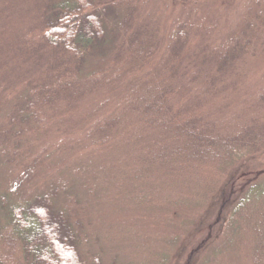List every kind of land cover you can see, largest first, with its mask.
I'll use <instances>...</instances> for the list:
<instances>
[{
  "label": "rangeland",
  "instance_id": "obj_1",
  "mask_svg": "<svg viewBox=\"0 0 264 264\" xmlns=\"http://www.w3.org/2000/svg\"><path fill=\"white\" fill-rule=\"evenodd\" d=\"M48 1L0 0V73L5 81L0 90L3 99H14L13 105L19 106L25 94L30 97L47 76L42 74L39 79L40 71L47 70L39 62L43 55L53 52L44 42L42 29ZM93 2L95 10L116 8V18H120L112 30L131 32L149 26L153 43L142 53H132L127 33L124 38L113 36L116 38L107 51L94 52L92 66L89 59L82 69L85 70L80 71L82 79L90 80V71L95 76H105L106 87L92 93L84 90L71 112L49 109L48 114H39L50 125L45 122L43 128L27 133L16 128L20 130L14 137L16 144L0 156V232L8 229L4 206L33 199L39 193H47L52 184L65 182L68 188L59 193L57 205L69 208L75 220L83 224L80 250L85 264H94L98 255L104 264H155L163 253H174L175 245L170 246L169 240L177 237V231L181 235L177 243L184 245L187 237L182 226L168 223L170 213L153 214L152 206H134L130 200L133 189L139 195V188L129 177L134 168L139 169L137 162L131 164L136 148L125 143L118 148L98 147L90 135L98 123L134 99V85L147 83L144 90L175 86L174 71L181 77L177 78L181 85L177 91L183 93L176 96V109L188 103L201 105L200 116L219 128L254 125L256 119L264 123V0ZM127 16L133 22L131 27L123 24ZM182 31L186 37L189 35L187 43L181 41ZM228 57L233 61L231 67L223 69L219 60ZM52 58L47 59L54 61ZM50 70L51 67L47 72ZM11 119L12 116L0 121L14 126ZM253 158L245 162L241 172L245 178L240 177L237 186L246 180L251 183L264 173V149ZM181 182L185 186L188 183L183 179ZM161 183L167 184L166 192L172 194L181 184L171 179H161ZM217 211L213 210L211 220ZM176 218L182 224L184 219H195L196 213L183 208ZM2 233L0 257L23 264L21 252H13ZM197 241L198 238L194 240ZM248 243L241 247L249 245L250 250L252 244ZM254 259L247 250L219 258L226 264H253Z\"/></svg>",
  "mask_w": 264,
  "mask_h": 264
},
{
  "label": "trees",
  "instance_id": "obj_2",
  "mask_svg": "<svg viewBox=\"0 0 264 264\" xmlns=\"http://www.w3.org/2000/svg\"><path fill=\"white\" fill-rule=\"evenodd\" d=\"M43 15L44 42L58 55L52 56L53 52L43 55L39 64L52 70L40 71L39 79L42 74L47 76L30 97L20 95L24 99L19 106L13 105L11 97L3 99L0 90V120L12 116L14 123L11 126L0 121V156L16 144L14 137L20 131L16 128L25 133L43 128L50 121L39 114H48L49 109L71 112L84 96V90L92 93L107 86L101 74L95 76L90 71V80L80 76L89 59L90 67L94 63V52L105 53L114 38L120 35L124 38L126 33L132 53H142L153 43L149 26L131 32L112 30L120 18H116V8L95 10L93 0H49ZM127 18L123 24L131 27L133 22L129 21L130 16ZM182 33L181 41L187 43L189 35ZM253 35L257 40L255 32ZM13 60L17 65L15 57ZM220 62L225 69L233 61L228 57L220 58ZM174 73L175 86L144 90L147 83L134 85V99L123 110L98 123L90 135L91 141L98 147L118 148L125 143L136 148L131 164L137 162L139 169L134 168L129 177L139 188V195L133 189L130 200L134 206H152L153 214L170 213L168 223L182 226L187 237L184 245L177 243L181 240L177 231V237L169 240L170 246L175 245L172 248L175 254L163 253L155 264H226L225 260H219L221 256L244 250L254 256L253 264H264V173L251 183L246 180L237 186L239 178H245L241 172L247 159H254L255 153L264 149V123L256 119L254 125L219 128L200 116L201 105L188 103L190 109L187 104L176 109V96L183 93L177 91L181 86L177 78L181 77ZM4 85L0 73V89ZM66 104H72L71 108ZM161 179L181 184L172 191L174 194L167 193L169 186L160 184ZM182 179L188 181L186 186ZM66 188L65 182L54 183L47 193L4 206L8 229L0 235L13 252H21L23 264H85L80 250L83 224L75 220L69 208L57 205L59 193ZM183 208L196 213V218L178 223L176 214L181 215ZM215 209L218 211L211 220ZM196 238L199 241L194 242ZM245 242L252 244L250 250L249 245L241 247ZM3 258L0 257V264H19ZM94 264H104L100 255L94 257Z\"/></svg>",
  "mask_w": 264,
  "mask_h": 264
}]
</instances>
